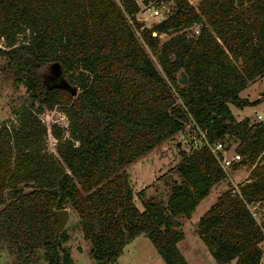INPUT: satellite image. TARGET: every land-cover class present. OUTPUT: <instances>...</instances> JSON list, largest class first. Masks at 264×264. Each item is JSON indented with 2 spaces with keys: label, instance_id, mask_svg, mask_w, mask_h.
Returning a JSON list of instances; mask_svg holds the SVG:
<instances>
[{
  "label": "trees",
  "instance_id": "obj_1",
  "mask_svg": "<svg viewBox=\"0 0 264 264\" xmlns=\"http://www.w3.org/2000/svg\"><path fill=\"white\" fill-rule=\"evenodd\" d=\"M166 1L170 14L147 26L136 18L137 0H0L3 68L29 93L15 121L0 120V250L2 242L16 249L20 264L41 246L49 264H73L65 228L55 235V210L67 203L96 264L114 262L140 233L166 264H189L175 216L189 215L227 177L217 156L207 144L181 151L182 180L171 185L166 205L148 198L142 210L123 170L188 122L209 142L236 141L242 159L233 169L251 166L239 192L223 190L200 216V237L218 264H260L264 219L248 204L264 201V124L237 119L231 105L264 98L239 94L264 75V0ZM195 24L198 33L184 31ZM50 65L79 91L44 85L40 72ZM55 106L68 119L66 128L51 127L56 153L46 147L40 117Z\"/></svg>",
  "mask_w": 264,
  "mask_h": 264
},
{
  "label": "rangeland",
  "instance_id": "obj_2",
  "mask_svg": "<svg viewBox=\"0 0 264 264\" xmlns=\"http://www.w3.org/2000/svg\"><path fill=\"white\" fill-rule=\"evenodd\" d=\"M191 2V1H190ZM192 3V2H191ZM173 8V2L167 1L166 8L162 11L165 14H170ZM166 9V10H165ZM153 16L149 12L137 13L139 21L144 25L152 26L163 18V14ZM199 25L195 24L189 28H185L189 34L196 33ZM162 40L169 37V34H161ZM2 44V39L0 40ZM151 59L155 65L160 68L157 58L154 53L146 47ZM5 59L0 57V120L10 123L16 119V109L24 104L29 103V93L26 86L16 80L12 72L3 68ZM40 77L44 85H55L60 76H57L52 65L45 67L40 72ZM62 78L69 81L67 76L62 73ZM79 88L77 87V92ZM243 96L251 99L264 96V75L259 80L250 84ZM233 105H231L232 107ZM233 112L243 115H252L255 118V112H262L264 114V98L254 105L245 106L243 108L232 107ZM41 119L47 125L48 133L46 135V147L49 151L56 153L57 139L51 132L53 124H57L66 128L68 126V119L60 106H55L52 109L45 108L40 114ZM67 134V132H66ZM202 140L200 130L193 122L185 124L184 128L175 133L173 136L165 139L146 154L140 156L135 161L124 167V171L128 175L130 185L134 193V201L136 205L142 210L144 209V201L148 198H153L160 201L163 206L166 205L168 196L170 194V187L174 181H181L182 177L176 169V164L181 159V151L189 152L196 145H200ZM180 143V145H178ZM224 145V143H223ZM225 145H228L227 149ZM225 154L231 157L235 153L237 145L233 138L226 139ZM242 159V158H241ZM264 161V159H263ZM226 170L229 177H226L220 183L214 185L207 196L202 198L195 209L189 215H176L178 221L173 228L179 229L184 233V240L181 239L177 245L189 264H218L212 257L205 242L199 234V218L200 216L215 202L217 196L225 189L231 187L233 183H242L249 175L250 164H239L237 170H234V164ZM233 179V181L231 180ZM242 181H239L241 180ZM69 209L70 217L65 226L68 233V239L63 242V246L70 253L73 264H96L95 259L90 254L91 242L84 238L79 217L69 203L66 206ZM264 217L258 220L262 221ZM0 250V264H20L23 255H18L16 249L10 250L5 242L1 243ZM45 247L41 246L36 250L31 257L29 264H49L44 256ZM234 260L226 264H234ZM107 264H166L162 256L157 252L153 243L144 234L140 233L133 237L123 248L122 253L114 262Z\"/></svg>",
  "mask_w": 264,
  "mask_h": 264
},
{
  "label": "built area",
  "instance_id": "obj_3",
  "mask_svg": "<svg viewBox=\"0 0 264 264\" xmlns=\"http://www.w3.org/2000/svg\"><path fill=\"white\" fill-rule=\"evenodd\" d=\"M166 2H167L166 0H159L157 2H149V3H142V1H141L140 2V10L138 13L141 14V13L149 12L153 16L162 15V13H163L162 9L166 8ZM167 15H168V13L167 14L165 13L163 15V17H166ZM136 18H137V20H139L138 17H136ZM198 31L199 30L197 28L196 33H198ZM255 119L258 121H261L264 124V114L262 112L256 111L255 112ZM196 127L200 130L201 137H202L200 145L207 144L209 146V148L212 150V152L217 156L221 166L225 170L228 167H230L233 164V162H237L242 158L239 153H235L231 157H228L225 154L226 148L224 147L223 142L221 140H217L215 142H209L208 139L206 138L205 131L201 130L198 126H196ZM196 147H198V145H196ZM226 172H227V170H226ZM231 191L233 193L239 192V184L233 183V185L231 186ZM248 207H249L250 211L252 212L253 216L257 220L260 217H264V201H256V202L250 203V204H248Z\"/></svg>",
  "mask_w": 264,
  "mask_h": 264
},
{
  "label": "water",
  "instance_id": "obj_4",
  "mask_svg": "<svg viewBox=\"0 0 264 264\" xmlns=\"http://www.w3.org/2000/svg\"><path fill=\"white\" fill-rule=\"evenodd\" d=\"M153 34H156V32L154 31ZM56 75L60 77L58 78V81L55 83V86L64 87L70 90L73 94L77 93V87L71 85L68 81L64 80L62 78L61 72L56 71ZM187 81H188L187 74L185 73V71L182 70L179 77V83L186 84ZM178 145H180V143H178ZM243 161H245V159H243ZM55 216L57 219V224L55 227V235L56 237H58L59 233L65 228L69 220L70 217L69 209L67 207L56 209Z\"/></svg>",
  "mask_w": 264,
  "mask_h": 264
},
{
  "label": "crops",
  "instance_id": "obj_5",
  "mask_svg": "<svg viewBox=\"0 0 264 264\" xmlns=\"http://www.w3.org/2000/svg\"><path fill=\"white\" fill-rule=\"evenodd\" d=\"M139 3L141 2V0H137ZM194 5H196L200 0H190ZM259 78H261V77H258V78H255L253 81H251L242 91H240V96H242V97H246V96H243L242 94L245 92V90L248 88V86L250 85V84H252V83H254L255 81H257V80H259ZM262 97H264V96H262ZM247 98H249V97H247ZM258 98H261V96L260 97H257V98H253V99H251V98H249L250 100H255V99H258ZM261 101V100H260ZM234 106V105H233ZM232 106V107H233ZM247 106H249V105H247ZM231 107V108H232ZM245 107V106H244ZM238 108V107H237ZM243 108V107H242ZM232 111H233V109H232ZM233 114H234V116L237 118V119H240V118H242V117H244V115H243V112L241 111L240 113L238 112V113H236V112H233ZM246 116H252V115H246ZM234 170H237V168L236 169H234ZM227 177H229V173L227 172ZM231 180L233 181V179L231 178ZM239 181H242V179L241 180H239ZM220 183V182H219ZM218 184V183H217ZM216 185V184H215ZM183 240H184V238H183ZM262 246H263V249H264V241H263V243H262ZM226 264V263H225ZM234 264H235V262H234ZM260 264H264V252H263V256H262V258H261V261H260Z\"/></svg>",
  "mask_w": 264,
  "mask_h": 264
}]
</instances>
